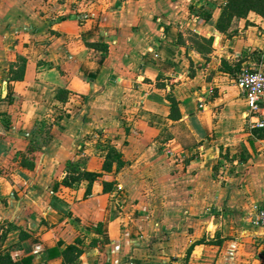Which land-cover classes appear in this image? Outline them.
Wrapping results in <instances>:
<instances>
[{
  "label": "crops",
  "instance_id": "crops-1",
  "mask_svg": "<svg viewBox=\"0 0 264 264\" xmlns=\"http://www.w3.org/2000/svg\"><path fill=\"white\" fill-rule=\"evenodd\" d=\"M185 4L0 0V264H99L100 249L89 245L79 246L74 263L65 259L78 239L76 224L101 226L110 264H155L136 251L129 256L139 238L122 225L136 209L122 211L124 203L110 194L113 180L104 175L108 192L104 181L92 193L87 180L78 190L63 184L70 173L59 162L74 155L67 134L43 150L31 147L36 115L61 94L64 100L92 95L104 115L131 112L106 123L124 134L118 150L126 164L148 162L147 172L159 171L164 181L193 182L160 208L162 252L174 255L172 261L161 256L163 264H264L256 222L264 204V127L254 124L264 119V108L251 115L238 87L226 82L237 67H264V16L250 11L221 30L222 1L211 0L210 21L187 19L189 9H175ZM187 31L196 32L194 39H186ZM206 41L209 48L201 45ZM193 62L205 63L204 71L190 70ZM235 145L240 150L232 151ZM53 174L55 184L77 195L40 196ZM119 241L127 256L118 253Z\"/></svg>",
  "mask_w": 264,
  "mask_h": 264
},
{
  "label": "rangeland",
  "instance_id": "rangeland-1",
  "mask_svg": "<svg viewBox=\"0 0 264 264\" xmlns=\"http://www.w3.org/2000/svg\"><path fill=\"white\" fill-rule=\"evenodd\" d=\"M183 1L187 2V4H185V6L182 5L181 7H176L175 9H189L188 13L190 14H187V19H202V21L211 20V18H209L211 16V0H195L194 2L193 0H182V2ZM219 1H222V3L226 2V0ZM223 5L224 4H222V6ZM195 33L196 32H194V34ZM187 34L188 35H186V39H194L195 35L192 32L187 31ZM201 45L208 47L209 43L206 41ZM189 64L190 70L191 67H194L192 71L196 69H203L204 71L205 63H203L201 67L199 66L198 62ZM245 66L251 67L244 65L239 68L236 66L237 68L234 67L236 68L234 70L235 72L236 70L238 72L242 67ZM235 72H233V74H231L226 80L227 83H230L232 85V88H234L233 85H235ZM212 78L213 74H211L210 69L208 79L211 80ZM108 85L110 86V84ZM108 89L110 90L111 87ZM115 91L119 90L116 89ZM59 97V103L52 101L51 103H49V105H45L46 107L43 110H39L38 114L36 115L35 127L39 134L37 135L38 132L35 133V136H37V141L31 144V147L33 149L38 148L40 150H43V147H45L51 139L57 138L58 140H62L63 142V135L67 134V140L69 138L71 140L70 143L65 144L74 149L72 150L74 155L66 158L67 160L65 159V162H59L60 164L58 165V168L63 167L62 170H68L71 174L70 176H72V181L69 182V185L67 186L73 187L75 183L73 189L78 190L79 184L82 182L84 183V181L87 180L88 184L91 185L89 192L92 193L96 192L97 190L101 191V189H103L101 187V181H105L104 175H107L109 182L113 180L112 183L115 182L117 184L115 185L114 192H111L110 194L114 199H119V202L121 204L124 203L125 206L122 208V211L126 214H129V212H133L132 208L136 209V211H134V215L136 216L131 217L133 218V221L126 220L122 225L123 233H127V230L131 229V231H133V234L135 233L134 237L139 238L136 240L140 243L137 247V250H134V248L131 249V251L129 252V256L131 257L133 255H136V251L145 260L155 259L153 261V263L155 264H163V261L160 258L161 256L168 257L169 260L172 261L174 255H165L162 252L164 247H161L162 244L160 243V241H165V238L164 236L160 235L159 228L158 226H156V224L160 222V208H163L165 203L167 202V200H165L167 196L172 197V195H175L179 191V188L182 189L183 187H187V185H189V187H193L190 185L193 182L186 181L187 179L184 176V172H181L184 174V177L180 178L181 180L179 183H177L178 178L171 179L170 176L169 179L164 181V178L161 177V173L159 171L158 173H156L151 172V170L149 169L151 173L149 174L147 172L148 167L153 169V166L151 164H148V162L139 167L137 165L129 166L126 164L127 161H124L120 165L123 171H125V173H122L123 171L121 168H118V164L116 165V167H113L115 164L111 163V157L115 150L121 148L123 144L124 134H117V131L115 130L116 126H114V124L107 125L106 123H110L111 121H115L116 119L124 121V119H127L129 116H131V112H122L117 117H112L113 115H108L107 113L104 115L101 110L96 109L98 101L92 95L81 97L70 96L69 100H64V94H61ZM96 118L106 119V122H97ZM74 134L77 135L76 138ZM80 145L82 146L81 149H79ZM235 147L236 145L234 146L232 151H236L237 149H239L240 145L236 148ZM77 150H79V152H77ZM233 153L235 154L239 152ZM77 154L80 156H78ZM58 161L60 160L58 159ZM74 161H76V163H78L79 165L77 169H73L72 171L70 167L72 165L71 163H73ZM184 162H186V160ZM9 165L13 166L12 163H10ZM209 165L211 166V163ZM88 168H95L96 170L89 171ZM169 168L174 175L177 171L176 166L173 165ZM173 169H175V171ZM189 169L190 171H192L191 169L193 168ZM99 170L102 171L98 172ZM80 171H82V173L86 171L95 174L100 173V175L96 178L93 177V175L90 176L85 174L78 176V173ZM53 175L54 176H50L49 178L52 179V181L49 180L48 185L45 184L42 187L43 194L41 191L40 196H47L49 199L51 197L53 198L54 196H60L61 199H65V197H70V195H77V191L73 194V189L64 190L63 187H59L60 185L55 188L56 179L54 177L56 174ZM117 177H119L118 180H116ZM161 180L163 182L172 184L169 185L168 190L161 188L163 186L161 184ZM178 185L181 186L179 187ZM103 187L104 189H109L111 186L109 187V185L104 184ZM23 192L26 191L24 190ZM129 196L132 199L136 198L134 206H131V202L133 200H131ZM125 199H127L129 203H127ZM160 203H162L161 207L159 206ZM175 208L174 210H172L174 213L176 212ZM185 208L186 207H182V209ZM181 215L184 216V212H182ZM180 218L183 217L180 216ZM86 226L87 225L85 224H83L82 226L76 224L75 226L77 233H74V235H78L77 237L80 239V243H78V246L83 248L89 245L88 247L94 246L100 249L101 255H99L98 258L99 264H110L108 256L109 243L101 237V226H97L95 224H91L89 227ZM90 228H93L92 231H89ZM117 244L120 247L119 249H117L120 255H122L123 253H127L126 250L122 252L123 250L121 248V241H119ZM125 256H127V254H125Z\"/></svg>",
  "mask_w": 264,
  "mask_h": 264
},
{
  "label": "trees",
  "instance_id": "trees-1",
  "mask_svg": "<svg viewBox=\"0 0 264 264\" xmlns=\"http://www.w3.org/2000/svg\"><path fill=\"white\" fill-rule=\"evenodd\" d=\"M222 14L220 16V20H219V27L221 28V30L224 27V24L230 22L234 17H242V16H246L250 11H254L262 16H264V0H226V2H224L223 8H222ZM233 72H235V70H233L231 73L233 74ZM237 73V70L235 72V74ZM236 76V75H235ZM113 162H117V166H119L118 168H121V163L124 162L123 157H122V153L119 150H115L112 157H111V163ZM71 169L73 171V169H77L78 168V163H76V161H74L73 163H71ZM32 165V164H31ZM85 174V175H93V177H97L100 175V173H90L89 171L83 172L80 171L78 173V176ZM71 174H69L68 177H66L63 180V184L64 185H69V182L72 181V176H70ZM81 178V177H80ZM91 179V178H90ZM104 184L108 185V183L106 181H104ZM59 184L56 183L55 184V188H57ZM90 188V185H89ZM106 188V187H105ZM108 190H110V188H106L104 189L105 192H108ZM78 243H80V239L78 238L76 240L75 243L68 245L67 249L65 250V259L68 261H71L72 263L75 262L77 256H79V254L82 252V249L77 245ZM57 251L56 249L53 250L51 249L50 252L52 254V252ZM190 264V263H187Z\"/></svg>",
  "mask_w": 264,
  "mask_h": 264
},
{
  "label": "built area",
  "instance_id": "built-area-1",
  "mask_svg": "<svg viewBox=\"0 0 264 264\" xmlns=\"http://www.w3.org/2000/svg\"><path fill=\"white\" fill-rule=\"evenodd\" d=\"M235 85L238 87L240 94L245 99L251 115H258L262 111L264 104V67H242L235 76ZM205 101L201 99L200 107L204 108ZM255 127L263 128L264 119L254 121ZM258 226L264 235V204L257 209Z\"/></svg>",
  "mask_w": 264,
  "mask_h": 264
},
{
  "label": "bare ground",
  "instance_id": "bare-ground-1",
  "mask_svg": "<svg viewBox=\"0 0 264 264\" xmlns=\"http://www.w3.org/2000/svg\"><path fill=\"white\" fill-rule=\"evenodd\" d=\"M262 108H264V104L262 105Z\"/></svg>",
  "mask_w": 264,
  "mask_h": 264
}]
</instances>
